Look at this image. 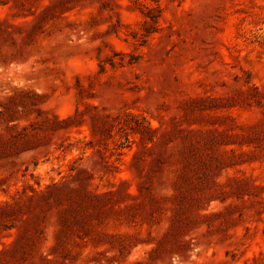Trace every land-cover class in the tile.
<instances>
[{
    "label": "rangeland",
    "instance_id": "374dc122",
    "mask_svg": "<svg viewBox=\"0 0 264 264\" xmlns=\"http://www.w3.org/2000/svg\"><path fill=\"white\" fill-rule=\"evenodd\" d=\"M0 264H264V0H0Z\"/></svg>",
    "mask_w": 264,
    "mask_h": 264
}]
</instances>
